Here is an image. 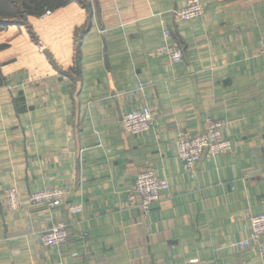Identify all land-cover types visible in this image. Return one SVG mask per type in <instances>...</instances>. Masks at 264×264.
<instances>
[{
	"label": "crops",
	"instance_id": "0c3cea01",
	"mask_svg": "<svg viewBox=\"0 0 264 264\" xmlns=\"http://www.w3.org/2000/svg\"><path fill=\"white\" fill-rule=\"evenodd\" d=\"M186 2L51 0L47 20L0 22V196L22 198L0 201V264H264V237L239 244L264 212V0H202L181 20ZM173 42L182 62L157 54ZM145 104L154 126L126 134ZM209 121L232 149L187 170L177 140ZM146 167L169 184L149 214L133 192ZM55 187L59 207L29 203ZM59 221L68 240L42 245Z\"/></svg>",
	"mask_w": 264,
	"mask_h": 264
},
{
	"label": "built area",
	"instance_id": "2783aa9c",
	"mask_svg": "<svg viewBox=\"0 0 264 264\" xmlns=\"http://www.w3.org/2000/svg\"><path fill=\"white\" fill-rule=\"evenodd\" d=\"M202 0H187L185 6L174 11L179 19L199 18L203 15ZM52 14L51 9H44L37 18L40 21L47 20ZM40 49H45L42 41L37 42ZM157 54L165 56L168 62L177 63L184 59L183 50L176 43H161L157 48ZM259 53L264 56V46ZM145 84H142V87ZM154 111L149 105H143L137 109L125 112L121 118L123 131L129 135H138L152 128L155 123ZM224 122L209 121L205 129L199 133L180 135L177 140L178 157L184 168L194 167L203 157H213L218 154L231 151V141L223 136L222 127ZM169 189L165 178L158 177L152 168L146 167L139 171L133 181V192L140 198V205L144 214H149L162 193ZM30 204L35 206H46L55 209L65 199V193L60 188H42L27 196ZM1 205L10 211H16L21 207L22 198L15 187L6 189L0 196ZM82 206L72 204L68 206V213H80ZM250 236L242 240L240 246L257 241L264 237V212L250 218ZM69 236L67 225L64 222H56L39 233V241L46 247L60 246L64 244ZM237 244V245H239Z\"/></svg>",
	"mask_w": 264,
	"mask_h": 264
},
{
	"label": "rangeland",
	"instance_id": "374dc122",
	"mask_svg": "<svg viewBox=\"0 0 264 264\" xmlns=\"http://www.w3.org/2000/svg\"><path fill=\"white\" fill-rule=\"evenodd\" d=\"M50 5L51 0H0V22L23 21L29 10L39 6L49 8Z\"/></svg>",
	"mask_w": 264,
	"mask_h": 264
},
{
	"label": "trees",
	"instance_id": "16d2710c",
	"mask_svg": "<svg viewBox=\"0 0 264 264\" xmlns=\"http://www.w3.org/2000/svg\"><path fill=\"white\" fill-rule=\"evenodd\" d=\"M44 9H48V8H44ZM44 9H43V10H44ZM27 10H29V9L27 8ZM43 10H42V11H43Z\"/></svg>",
	"mask_w": 264,
	"mask_h": 264
}]
</instances>
